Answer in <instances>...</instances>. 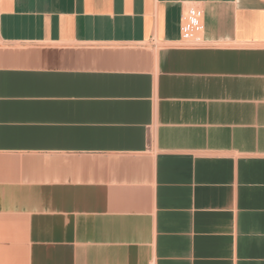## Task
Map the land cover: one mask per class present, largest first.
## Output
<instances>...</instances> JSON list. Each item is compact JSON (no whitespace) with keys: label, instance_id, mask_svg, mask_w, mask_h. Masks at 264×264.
<instances>
[{"label":"crops","instance_id":"crops-1","mask_svg":"<svg viewBox=\"0 0 264 264\" xmlns=\"http://www.w3.org/2000/svg\"><path fill=\"white\" fill-rule=\"evenodd\" d=\"M0 218L24 264H264V0H0Z\"/></svg>","mask_w":264,"mask_h":264},{"label":"built area","instance_id":"built-area-1","mask_svg":"<svg viewBox=\"0 0 264 264\" xmlns=\"http://www.w3.org/2000/svg\"><path fill=\"white\" fill-rule=\"evenodd\" d=\"M203 31V12L198 7H188L180 19V45L194 46L196 38Z\"/></svg>","mask_w":264,"mask_h":264},{"label":"rangeland","instance_id":"rangeland-1","mask_svg":"<svg viewBox=\"0 0 264 264\" xmlns=\"http://www.w3.org/2000/svg\"><path fill=\"white\" fill-rule=\"evenodd\" d=\"M6 222L0 218V228ZM13 256L14 261L7 263L9 257ZM0 260L5 262L3 264H24V241L22 234L14 231L2 232L0 230ZM11 260V259H10Z\"/></svg>","mask_w":264,"mask_h":264},{"label":"bare ground","instance_id":"bare-ground-1","mask_svg":"<svg viewBox=\"0 0 264 264\" xmlns=\"http://www.w3.org/2000/svg\"><path fill=\"white\" fill-rule=\"evenodd\" d=\"M3 263H5V262H2V261L0 260V264H3Z\"/></svg>","mask_w":264,"mask_h":264}]
</instances>
